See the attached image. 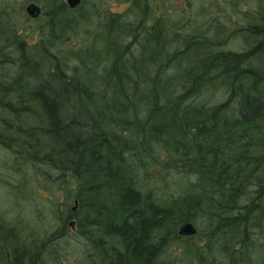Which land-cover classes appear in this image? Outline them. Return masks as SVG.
I'll return each mask as SVG.
<instances>
[{
  "label": "trees",
  "instance_id": "obj_1",
  "mask_svg": "<svg viewBox=\"0 0 264 264\" xmlns=\"http://www.w3.org/2000/svg\"><path fill=\"white\" fill-rule=\"evenodd\" d=\"M195 1L45 0L33 41L0 8V146L28 183H69L56 212L89 264H264V0L229 32ZM4 229L23 260L30 237L0 214Z\"/></svg>",
  "mask_w": 264,
  "mask_h": 264
},
{
  "label": "rangeland",
  "instance_id": "obj_2",
  "mask_svg": "<svg viewBox=\"0 0 264 264\" xmlns=\"http://www.w3.org/2000/svg\"><path fill=\"white\" fill-rule=\"evenodd\" d=\"M31 1L41 5L45 0H0V8L4 7L10 12L11 19L17 24L20 35L22 32L28 31V35H30L33 27L37 25L32 22L33 19L29 18L24 10L26 4ZM217 1L221 2V6H219L221 8L217 7L215 0H197V2L195 1L196 3L194 2L193 7L199 13H201L202 8L207 7L210 11L209 13H213L215 17L219 18L220 24L225 27L226 32L235 29L239 25L246 26L248 22L244 19V13L248 12V10L258 9L260 3L263 2V0ZM128 6L129 3L113 2L111 9L113 12L122 13ZM31 33V36L27 39L28 41H33L37 37L35 32ZM75 42V40H72L67 43L71 48L75 47ZM241 47V39H231L224 48L240 51ZM11 67L8 65V68L4 69V66H1L0 73L10 70L14 72V68ZM10 157L11 152L0 146V214L3 215L8 223L18 225L21 228V233L30 237L31 241H35L38 246L43 245L41 264H89L88 252L90 245L86 236L80 234L76 219L73 217L65 219L67 213L60 214V212H56V208H61L64 211L63 205H65L68 197L69 183H63L62 180L57 182L55 180L56 175L52 172L48 175L49 183L41 182L38 184L34 178L31 183H28L25 176L21 177L15 174L10 162H8ZM25 167L27 171L29 170V173L30 166L25 165ZM164 176L162 175L161 177L163 178ZM167 181L169 183L165 186L163 185L164 179L160 181L158 191L160 193L175 194L176 187L173 180L171 182ZM60 182L61 184H59ZM13 186L14 188L11 189ZM18 187L22 189L21 193L24 196H14L12 191ZM67 205L69 213L74 206V198H71ZM76 209L77 205L74 211ZM71 220H74L73 226L69 224ZM198 234L191 240L201 242L202 238ZM181 250L182 247H177L171 252L172 256L182 258ZM180 262H183V260Z\"/></svg>",
  "mask_w": 264,
  "mask_h": 264
},
{
  "label": "flooded vegetation",
  "instance_id": "obj_3",
  "mask_svg": "<svg viewBox=\"0 0 264 264\" xmlns=\"http://www.w3.org/2000/svg\"><path fill=\"white\" fill-rule=\"evenodd\" d=\"M10 234H12L11 231L4 229L3 235L1 236L0 241V251L1 252V258H0V264H37V256H38V245L33 242V240L29 243L28 240H25L23 242V239L21 240V243L18 244L17 248L25 250L23 253H25V260L21 257H18L15 255V249L16 246H13V243L10 241Z\"/></svg>",
  "mask_w": 264,
  "mask_h": 264
},
{
  "label": "water",
  "instance_id": "obj_4",
  "mask_svg": "<svg viewBox=\"0 0 264 264\" xmlns=\"http://www.w3.org/2000/svg\"><path fill=\"white\" fill-rule=\"evenodd\" d=\"M67 6L71 9L76 8L81 4V0H63ZM25 12L26 14L31 18H37L41 14V7L39 4H37L34 1L28 2L25 6ZM78 204L77 200H74V206L72 210L75 209L76 205ZM71 226L74 225V220H71L69 222ZM179 235L183 236H191L196 233V228L192 222L186 221L180 224L178 230Z\"/></svg>",
  "mask_w": 264,
  "mask_h": 264
}]
</instances>
